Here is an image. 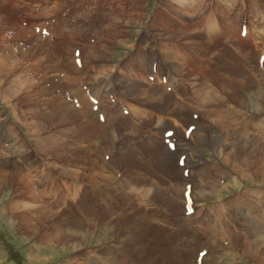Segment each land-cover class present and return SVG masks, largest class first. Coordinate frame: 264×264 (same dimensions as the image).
<instances>
[{
  "label": "rangeland",
  "instance_id": "rangeland-1",
  "mask_svg": "<svg viewBox=\"0 0 264 264\" xmlns=\"http://www.w3.org/2000/svg\"><path fill=\"white\" fill-rule=\"evenodd\" d=\"M263 146L264 0H0V264H264Z\"/></svg>",
  "mask_w": 264,
  "mask_h": 264
},
{
  "label": "bare ground",
  "instance_id": "bare-ground-1",
  "mask_svg": "<svg viewBox=\"0 0 264 264\" xmlns=\"http://www.w3.org/2000/svg\"><path fill=\"white\" fill-rule=\"evenodd\" d=\"M214 26H215V24H214ZM211 29H212V28H211ZM213 30H214V29H213ZM213 30H212V31H213ZM210 31H211V30H210ZM214 36H215V35H214ZM214 96H215V95H214ZM212 98H213V97H209V98L207 99V101L212 100ZM213 100H214V99H213ZM263 147H264V146H263Z\"/></svg>",
  "mask_w": 264,
  "mask_h": 264
}]
</instances>
